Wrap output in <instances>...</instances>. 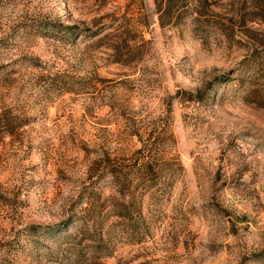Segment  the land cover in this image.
<instances>
[{
  "label": "rangeland",
  "instance_id": "374dc122",
  "mask_svg": "<svg viewBox=\"0 0 264 264\" xmlns=\"http://www.w3.org/2000/svg\"><path fill=\"white\" fill-rule=\"evenodd\" d=\"M0 264H264V14L0 0Z\"/></svg>",
  "mask_w": 264,
  "mask_h": 264
},
{
  "label": "trees",
  "instance_id": "16d2710c",
  "mask_svg": "<svg viewBox=\"0 0 264 264\" xmlns=\"http://www.w3.org/2000/svg\"><path fill=\"white\" fill-rule=\"evenodd\" d=\"M160 1H161L162 9L163 11L165 10L166 13L169 12L177 2V0H160ZM250 1L252 2L255 9L260 11V13L264 14V0H250Z\"/></svg>",
  "mask_w": 264,
  "mask_h": 264
}]
</instances>
